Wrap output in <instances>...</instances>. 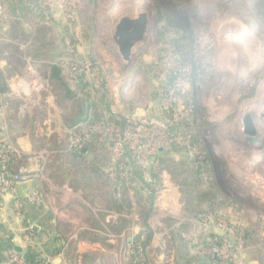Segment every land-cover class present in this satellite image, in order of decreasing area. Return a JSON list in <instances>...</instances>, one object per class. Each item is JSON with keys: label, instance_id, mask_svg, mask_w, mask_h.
Instances as JSON below:
<instances>
[{"label": "rangeland", "instance_id": "rangeland-1", "mask_svg": "<svg viewBox=\"0 0 264 264\" xmlns=\"http://www.w3.org/2000/svg\"><path fill=\"white\" fill-rule=\"evenodd\" d=\"M142 12L149 29L124 61L112 38L115 26ZM22 14L9 16L0 31V138L22 156L33 155L36 183L20 185L17 193L38 188L42 203L19 205L4 194L0 245L40 254L60 243L55 264H226L212 256L209 236L192 218L206 205L194 186L192 147L195 137H209L219 149L216 165L227 171L228 141L235 140L227 128L240 89L264 94V0L82 5V41L73 45L76 56L99 70L77 75L81 84L64 69L54 77L52 68L67 55L62 33L73 28L62 17L44 24L30 11ZM87 105L102 129L80 155L71 135ZM183 107L191 111L189 126L180 122ZM237 199L246 208L238 264H264V219L257 217L264 204Z\"/></svg>", "mask_w": 264, "mask_h": 264}, {"label": "built area", "instance_id": "built-area-1", "mask_svg": "<svg viewBox=\"0 0 264 264\" xmlns=\"http://www.w3.org/2000/svg\"><path fill=\"white\" fill-rule=\"evenodd\" d=\"M94 2L96 0H0V31L5 33V21L9 16L17 20L22 19L23 10L32 12L44 24H51L57 17H62L67 27L73 28L72 34L67 33L66 30L61 36L67 55L70 54L73 59H67V55L64 54L63 57L58 58V61L64 70L75 75L76 83L81 84L77 75L85 70L92 69L93 73L99 70L90 60L76 56L77 52L73 45L76 41H82L79 30L80 8L82 5L91 6ZM10 8L15 12V16L9 13ZM242 98L248 101H241ZM262 98L264 94L261 92L253 91L251 88L240 89L234 114L230 116V124L227 128L229 133L232 132L235 135V140L228 141L233 147V154L228 166L223 167L227 170L226 172L216 165L219 149L209 137L201 134V139L199 138L198 142L196 140L192 147L200 180L205 187L212 189L215 193L212 202L196 210L192 218L195 217V225L200 224L197 228L198 232H204L205 237L209 236L213 248L212 256L223 257L228 260L226 264L242 262L240 253L246 230V208L237 198L247 200L251 197L264 204V110L257 111L262 106L260 101ZM244 108L249 110L243 112ZM190 112V108L180 109V122L186 126L191 124L188 118ZM94 118L92 109L82 121L83 123L77 126V129L75 128L70 144L73 150L85 152V144L90 140L91 135L102 129L100 122H96ZM148 123L157 125L154 120H148ZM224 132L228 134L227 131ZM188 143L189 134L186 131L180 137V145L184 146ZM21 151L0 138V199L4 194L10 193L13 194L16 204L22 205L23 202L28 201L40 205L42 195L38 188L25 195L17 193L20 185L33 183L38 177L33 155L29 153L22 156ZM114 165L115 163L112 167ZM229 189L237 192L238 197L229 192ZM257 217L264 219V215ZM49 262H52L51 258H46L43 264ZM0 264H26L25 255L15 248L11 249L0 256Z\"/></svg>", "mask_w": 264, "mask_h": 264}, {"label": "water", "instance_id": "water-1", "mask_svg": "<svg viewBox=\"0 0 264 264\" xmlns=\"http://www.w3.org/2000/svg\"><path fill=\"white\" fill-rule=\"evenodd\" d=\"M150 19L144 12L135 17L124 16L115 26L112 38L118 47V51L124 61H128L133 48L144 40L149 29ZM15 249L20 251L18 246ZM48 264H52L49 262Z\"/></svg>", "mask_w": 264, "mask_h": 264}, {"label": "trees", "instance_id": "trees-1", "mask_svg": "<svg viewBox=\"0 0 264 264\" xmlns=\"http://www.w3.org/2000/svg\"><path fill=\"white\" fill-rule=\"evenodd\" d=\"M59 57H61V56H59ZM52 68H53V71H54V77L59 78L60 73H61L63 68L61 67V63L58 61V59L55 62V64L52 66ZM92 109H93V107L91 105H87V108L85 110V114L83 115L84 118H82V120H84L86 118V116L88 115V113ZM96 119H98V117H96ZM194 141H196V137H195ZM86 151H87V149H86ZM76 153L80 154V155H83L84 152L76 151ZM193 179H194L195 188L200 192L201 200H204L205 204H208V203L212 202V200L215 198V193H214V191L212 189H208L207 187H205L204 183L200 180L198 166H194ZM52 220H53V218H52ZM50 224H51V221H50ZM146 237H149V239H150L151 235L147 234ZM137 242H141V240L140 239L136 240V242L133 243V247L132 248H138V243ZM4 244H5V242L2 245H0V256L2 255L1 250L5 249V251L7 252V251H9L11 249H14V247H12L10 245L2 247ZM61 246L62 245L60 243H57V244H55L53 246V247L56 248L55 251H52V250L49 249V250L46 251V253L51 254V255H55L57 253V251H59L61 249ZM22 253L25 255L26 264H43V262H45V260H46V257L42 253L39 254V252H36L35 250H32L30 248L27 251L25 250ZM133 259H135V258H133ZM137 262H134V263L135 264H141V262H144L143 264H145L146 260L144 259L142 261V259H139Z\"/></svg>", "mask_w": 264, "mask_h": 264}, {"label": "bare ground", "instance_id": "bare-ground-1", "mask_svg": "<svg viewBox=\"0 0 264 264\" xmlns=\"http://www.w3.org/2000/svg\"><path fill=\"white\" fill-rule=\"evenodd\" d=\"M234 31H235V30H234ZM235 33H236V32H235ZM235 33H234V34H235ZM230 36H231V35H230ZM233 38L235 39L236 37H232V39H233ZM260 101H261V105H262V106L259 107V108L257 109L258 112H262V111L264 110V98H262ZM248 110H249L248 108H244V109H243V112H247Z\"/></svg>", "mask_w": 264, "mask_h": 264}, {"label": "crops", "instance_id": "crops-1", "mask_svg": "<svg viewBox=\"0 0 264 264\" xmlns=\"http://www.w3.org/2000/svg\"><path fill=\"white\" fill-rule=\"evenodd\" d=\"M35 183H36V182H33L32 185H35ZM34 187H35V186H34ZM19 248H20V247H19ZM20 252H24V248H23V247L20 248ZM37 252H38V251H37ZM42 254H43L44 256H46V258H51V259H52V258H55V257H56V256H54V255H50V254H48V253H46V252H45V253H42ZM55 262H56V261H55ZM55 262L53 261V263H52V262H51V263H52V264H55Z\"/></svg>", "mask_w": 264, "mask_h": 264}]
</instances>
